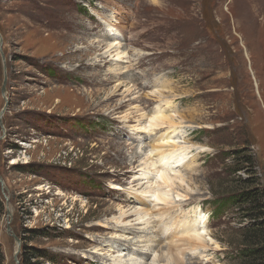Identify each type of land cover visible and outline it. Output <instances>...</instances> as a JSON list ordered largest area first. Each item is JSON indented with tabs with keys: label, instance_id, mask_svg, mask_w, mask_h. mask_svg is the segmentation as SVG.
<instances>
[{
	"label": "rangeland",
	"instance_id": "rangeland-1",
	"mask_svg": "<svg viewBox=\"0 0 264 264\" xmlns=\"http://www.w3.org/2000/svg\"><path fill=\"white\" fill-rule=\"evenodd\" d=\"M0 34L3 264H17L18 249L19 261L25 251L40 264H115V238L138 264V249H156L150 263L173 246L188 260L189 246L178 245L187 238L138 185L140 159L130 164L142 141L152 170L158 151L169 148L165 136L177 132V125L148 126L163 87L171 99L164 114L184 122L179 140L193 148L190 166L177 169L190 179V199L172 213L201 216L213 240L188 263H234L239 218L212 213L217 195L249 177L233 174L226 154L253 156L264 187V0H0ZM112 40L124 53L116 64L103 55ZM141 199L153 225H135L134 215L120 227L108 221L119 207L143 208ZM159 230L158 245L147 242ZM137 235L144 243L131 250Z\"/></svg>",
	"mask_w": 264,
	"mask_h": 264
},
{
	"label": "bare ground",
	"instance_id": "bare-ground-1",
	"mask_svg": "<svg viewBox=\"0 0 264 264\" xmlns=\"http://www.w3.org/2000/svg\"><path fill=\"white\" fill-rule=\"evenodd\" d=\"M112 36H116V34H113ZM112 41L113 42L111 44H107L106 51L103 55L107 54L108 55L107 57L112 58L110 62L112 64H116V63L123 61L124 53H123V51H121L120 48H117V45H116L117 41H115V40H112ZM113 53H116V54L113 55ZM100 56H102V54L97 56V58H99ZM98 60H100V59H98ZM117 71H119V70L112 69L111 73L117 72ZM162 89L158 90V91L155 90V92H154V95L160 100L161 103H160L159 107L155 109L156 111L154 112V114H152L151 117L149 118L148 126L151 129L152 128L156 129V128H160L161 126L166 125V124L173 126V127L175 125H177V127H176L177 132L174 134V137H168L167 135H166L167 137L165 136V139L163 140V142L165 140H167L166 142L169 144V148L167 150L163 149V150L158 151L157 163L160 165L158 168L156 167V164H157L156 163L153 166L152 170L149 169L148 161L146 160L147 154L145 155L146 158H143V153H145V147L143 146L144 143L142 141H140L139 144L137 145V147H135V150L133 148V152H134L133 154L134 155L131 156L130 164L132 166H134L135 163L138 162L137 160L140 159V165L138 168H140L139 171L141 173V177L138 179L142 183L138 184V185H140V186L146 185L145 189L143 190L144 191L143 194L150 199V202L154 201L157 204H161L165 207L166 210L164 211L163 214H165L169 218V220H170L169 225L176 226V229H177L176 231H179V233H182V237L187 238V240H181V244L179 243L178 245L189 246V247H187V250H189V252H190V254H188L189 255L188 260H193L196 255H202L204 257L205 256L204 253L207 252L209 249L208 244L213 243V240H211L210 232H209V230H207L206 223L205 222L201 223V218H202L201 216L199 218H197L195 216L196 217L195 219H190V217H184V218L179 219L177 217V214H176V216H173V213H172L173 210L175 211V208L179 207V205H177V204L175 205V203L176 202L179 203L180 201H185V200L190 199V194H191V192H190L191 189L189 188L190 179L189 178L186 179L185 176L182 175V172H180V170H177V169H179L180 167H184V166L185 167L190 166L188 164V162L186 161L185 155L188 153V151L192 150L193 148L191 146H187L186 143H184V145H182V142H181L182 139L179 140L180 139L179 138V129H180V127L182 128V125H184V122L178 118L177 114H172V115H165L164 114V112H166V111L163 110L162 104L169 106L170 105L169 102H171L170 101L171 99L169 96L165 97L162 94ZM129 90H131V89H129ZM168 99H170V100H168ZM142 129L145 131L147 130L146 127L142 128ZM142 129H141V127H139L135 132L138 133ZM171 129H172V127H171ZM167 134H168V132H167ZM172 138H174V139H172ZM170 139L172 142L170 141ZM160 149H162V148H160ZM121 155L124 156V153H121ZM148 156H149V154H148ZM134 159H136V161ZM142 161H144V162L141 163ZM150 168H152L151 165H150ZM147 169H149L150 171L148 172ZM173 169H174V172H173ZM184 185H185V189H183ZM117 189L124 190L125 188L117 187ZM138 190L139 189H136L133 191H138ZM141 201H142V199H141ZM143 201H142V206H144L143 208L137 207V208L133 209V208L128 207V209L125 211L124 210L125 208L119 207V209H118L119 216L117 218H113L112 220H108V221H110L111 224H113L115 226L119 225L118 227H120V225L122 223H124V221H126L130 216L134 215L136 218L134 220H131V221L132 222L135 221V225H142L144 223H148V225H151L152 223L148 222L149 215H150L148 203L146 204L147 200H143ZM147 202H149V201H147ZM156 209H158V208H156ZM160 211H162V210H160ZM151 212H152V210H151ZM201 212H202L201 209L196 208L193 213L195 215H197L198 213L200 215H202ZM192 216H194V215H192ZM114 219L116 220L115 223H114ZM110 223L107 224V222H106L105 226H103V227L108 228V229L112 228ZM135 225H133V226H135ZM128 226H129V222H128ZM149 227H151V226H149ZM149 227L147 226L148 232L151 231V229L149 230ZM126 228L122 229V232L126 231ZM137 229H140V228H137ZM146 230H145V232H146ZM158 232H160V230L157 231L156 234L150 233L147 236H145V237H149L151 234H153L149 238V240L148 241L146 240V241L147 242L152 241L153 242L152 245H158V243L160 242V235H161V233L159 235ZM162 233L164 234V232H162ZM138 237L140 238V236L137 235V236H133V238L130 239V243H128V244L130 245L129 247L131 248V250L136 243L143 242V241H137ZM135 238L137 239L136 241L134 240ZM116 239H118V238H115V240L113 242H111V247L113 246V248H116L115 247L116 243H117V245H119V248L118 247H117L118 249L116 248L118 250L117 251V253H118L117 257L118 258L117 259L115 258L114 260H111V259H109V260L115 261V264H138V263L132 261L133 260L132 254L131 255H127V254L123 255V252H124L123 247H122V245H120V241L116 240ZM154 242H157V243H154ZM173 247L172 248L169 247L167 250H165L167 252L162 251L159 254V256L154 257V259L150 263H147L148 261H146L145 259L150 256L151 252H152L151 254H153L156 249L150 248L149 250H145V251H143V249H138L137 251L139 252V257L137 258V260H140L141 262H143V264L144 263L145 264H190V263H188V260L183 256L182 251H180L179 248H177L176 246H173ZM98 252H99V249L95 248L94 251H91V254H98ZM140 261H139V263H141Z\"/></svg>",
	"mask_w": 264,
	"mask_h": 264
},
{
	"label": "trees",
	"instance_id": "trees-1",
	"mask_svg": "<svg viewBox=\"0 0 264 264\" xmlns=\"http://www.w3.org/2000/svg\"><path fill=\"white\" fill-rule=\"evenodd\" d=\"M226 155L234 160L233 174L245 171L249 177L245 180L238 179L236 189L228 194H216L213 217L220 218L228 211H233L242 225L237 231L235 245L238 249L233 264H264V187L257 178V163L245 151ZM22 252L20 264H40L32 261L37 258V254ZM0 264H3L1 252Z\"/></svg>",
	"mask_w": 264,
	"mask_h": 264
},
{
	"label": "water",
	"instance_id": "water-1",
	"mask_svg": "<svg viewBox=\"0 0 264 264\" xmlns=\"http://www.w3.org/2000/svg\"><path fill=\"white\" fill-rule=\"evenodd\" d=\"M0 44H1V46H2V44H3V37H2V35L0 34ZM1 51H2V49H1ZM2 53V57L4 58V53L3 52H1ZM6 84H7V76L5 75V79H4V83H3V88H2V93L5 95V93H6ZM8 105H9V102H8V100H6V105H5V108H4V110L2 111V114H1V117L4 115V113H5V111L7 110V107H8ZM0 183H1V185H2V187H3V189H5L4 188V181L2 180V178L0 177ZM11 233V232H10ZM13 234V233H12ZM14 237H15V235H13ZM17 241H18V243H19V245H20V241L17 239ZM19 254H20V249H18V251L16 252V254H15V260H16V263L17 264H20V261H19Z\"/></svg>",
	"mask_w": 264,
	"mask_h": 264
}]
</instances>
